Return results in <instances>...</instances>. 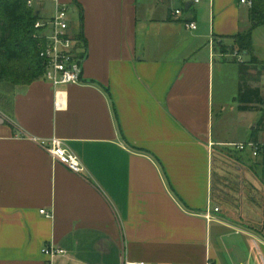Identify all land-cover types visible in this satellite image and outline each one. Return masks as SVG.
<instances>
[{"label":"crops","instance_id":"0c3cea01","mask_svg":"<svg viewBox=\"0 0 264 264\" xmlns=\"http://www.w3.org/2000/svg\"><path fill=\"white\" fill-rule=\"evenodd\" d=\"M58 2L75 11L70 31L85 40L82 79L59 88V109L39 79L17 86L8 114L0 110V264H264V238L221 215L214 196L225 153L243 160L216 120L233 105L236 116L254 113L237 108L239 63L260 89L264 24L251 32L259 63L250 64L220 48L250 27L239 0ZM45 3L41 19L56 8ZM201 9L207 22L197 20ZM51 138L81 171L52 158ZM207 206L219 209L209 219Z\"/></svg>","mask_w":264,"mask_h":264},{"label":"rangeland","instance_id":"374dc122","mask_svg":"<svg viewBox=\"0 0 264 264\" xmlns=\"http://www.w3.org/2000/svg\"><path fill=\"white\" fill-rule=\"evenodd\" d=\"M45 2L47 0H31L34 7L42 8V14L47 13L49 9V4ZM169 8L173 10L174 5L170 4ZM69 13L72 22H75V11L69 9ZM185 14L188 15V13ZM207 16V12L201 9L197 14L198 22H207ZM256 38L260 45L264 43L261 34H256ZM259 47L261 48V46ZM259 47L258 52L264 57V49H262L264 46L261 49ZM220 48L223 53L232 58L243 53L234 46L233 40L221 44ZM255 69H261V65H256ZM254 82L260 87L264 99V73ZM10 99V95L3 101L0 99V110L6 114L10 110ZM236 111V106H228L223 122L216 120V125L224 128L227 140L235 143L255 142L257 140L264 145V129L257 125L263 112L258 110L254 113L236 116ZM227 149L234 152L239 151L234 146H228ZM239 154L243 160L238 158L237 154L225 153L223 172L220 174L219 184L215 186L214 196L221 215L234 221H243V224L258 232L264 227V149L263 153L256 157L250 154L248 148L240 151ZM247 173L252 174L253 178H247Z\"/></svg>","mask_w":264,"mask_h":264},{"label":"trees","instance_id":"16d2710c","mask_svg":"<svg viewBox=\"0 0 264 264\" xmlns=\"http://www.w3.org/2000/svg\"><path fill=\"white\" fill-rule=\"evenodd\" d=\"M31 0H0V99L12 95L15 88L41 78L43 62L39 57L42 45L36 38L34 24L41 19L38 7ZM250 27L233 37L234 46L249 56L250 64L259 61L253 54L251 32L264 24V0H249ZM78 38L85 40L81 32ZM86 47V46H85ZM249 65L239 63L240 83L237 108L239 111L263 112L257 123L264 129V101L258 87H250L244 80ZM264 238V227L257 232Z\"/></svg>","mask_w":264,"mask_h":264},{"label":"built area","instance_id":"2783aa9c","mask_svg":"<svg viewBox=\"0 0 264 264\" xmlns=\"http://www.w3.org/2000/svg\"><path fill=\"white\" fill-rule=\"evenodd\" d=\"M55 2V11L48 19H39L35 22L36 38L42 45L39 57L43 62V72L41 80L49 83L55 89L54 106L56 109L61 107V91L59 88L75 84L81 81L82 65L86 57V47L82 39L78 38L79 32L70 31V17L65 4H61L58 0ZM198 3L199 0H192ZM239 3L250 6L249 0H239ZM31 4V1H29ZM172 16L179 17L182 15V8L172 11ZM189 29L195 30L196 23L194 21L186 22ZM48 153L53 159L64 164L68 169L74 172L81 171V165L78 158L68 151L63 142L57 138H51L45 143ZM237 150L243 151L248 148L252 156H257L262 146L256 142L233 143ZM218 207L207 206L205 210L206 219L211 218V214L218 212ZM41 214L49 217L50 214L44 209L40 210ZM42 252L49 256L63 254L60 249L44 248ZM126 264H143L141 262H126Z\"/></svg>","mask_w":264,"mask_h":264},{"label":"water","instance_id":"95a60500","mask_svg":"<svg viewBox=\"0 0 264 264\" xmlns=\"http://www.w3.org/2000/svg\"><path fill=\"white\" fill-rule=\"evenodd\" d=\"M188 5H189V3L186 4V6H185L186 9L188 8ZM2 121H3V119H2L1 116H0V122H2Z\"/></svg>","mask_w":264,"mask_h":264}]
</instances>
